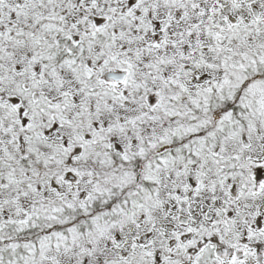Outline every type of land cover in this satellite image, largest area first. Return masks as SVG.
<instances>
[{
  "label": "snow or ice",
  "instance_id": "6c2138e0",
  "mask_svg": "<svg viewBox=\"0 0 264 264\" xmlns=\"http://www.w3.org/2000/svg\"><path fill=\"white\" fill-rule=\"evenodd\" d=\"M0 264H264V0H0Z\"/></svg>",
  "mask_w": 264,
  "mask_h": 264
}]
</instances>
